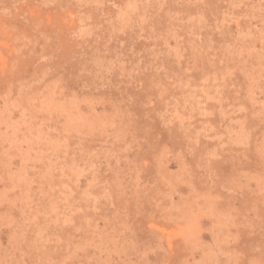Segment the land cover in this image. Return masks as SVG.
Wrapping results in <instances>:
<instances>
[{"label":"rangeland","instance_id":"obj_1","mask_svg":"<svg viewBox=\"0 0 264 264\" xmlns=\"http://www.w3.org/2000/svg\"><path fill=\"white\" fill-rule=\"evenodd\" d=\"M0 264H264V0H0Z\"/></svg>","mask_w":264,"mask_h":264}]
</instances>
